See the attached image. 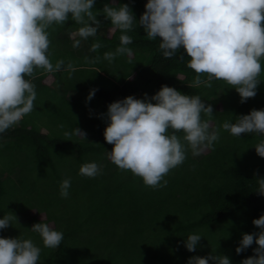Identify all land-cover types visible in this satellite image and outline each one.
I'll use <instances>...</instances> for the list:
<instances>
[{"label": "trees", "instance_id": "16d2710c", "mask_svg": "<svg viewBox=\"0 0 264 264\" xmlns=\"http://www.w3.org/2000/svg\"><path fill=\"white\" fill-rule=\"evenodd\" d=\"M116 2L127 4L138 20L147 0ZM105 4L112 0H95L93 10L100 13ZM96 19L100 23L96 37L84 40L79 49L67 33L79 27L74 21L48 29L51 62L63 60L72 68L46 75L36 70L34 110L0 134V217L7 211L17 217V224L0 230V237L31 238L42 249L38 264H186L189 257L209 253L240 264L253 256L255 243L239 254L235 248L241 234L259 231L252 221L264 214V195L256 192V179L264 177V158L254 150L264 137L252 133L238 138L220 126L264 108V59L255 97L240 103L236 91L223 81L192 87L196 74L187 67L183 49L164 58L158 41L148 40L139 25L128 33L131 56L109 63L103 54L115 50L121 33L107 36L110 21L102 14ZM96 40L102 47L92 52ZM47 75L49 83L43 81ZM161 85L199 95L211 104L213 116L202 114V119L211 123L210 129L219 130V140L214 149L198 156L188 152L184 162L164 177L166 185L152 188L107 159L105 151L112 145L103 138L102 114L111 102L129 95L151 97ZM92 88L97 91L86 101ZM74 127L86 132V141L65 135ZM91 161L101 165V174L79 175L80 165ZM65 178L71 179V187L68 197L61 198L59 183ZM32 209L45 218L35 219ZM38 222L49 226L52 222L50 227L63 232L58 247L42 246L39 235L30 230ZM191 233L202 236L193 252L182 244Z\"/></svg>", "mask_w": 264, "mask_h": 264}, {"label": "clouds", "instance_id": "9594fccd", "mask_svg": "<svg viewBox=\"0 0 264 264\" xmlns=\"http://www.w3.org/2000/svg\"><path fill=\"white\" fill-rule=\"evenodd\" d=\"M94 2L0 0V134L34 110L37 94L32 79L36 70L53 73L62 67L72 68L63 60L51 62L48 29L64 25L69 19L74 21L79 27L71 34L72 46L77 48L82 41L96 37L100 27L98 14L110 21L113 31L121 33L115 50L103 54L109 63L116 57L131 56L128 45L132 37L128 33L139 25L148 40L158 41L164 58L171 59L183 49L187 67L196 74L192 87H211L218 80L232 86L240 103L255 97L264 59V0H147L138 20L127 4L113 0L98 13L93 10ZM101 47L96 40L90 51ZM185 55L179 56V60L183 61ZM96 91L90 89L86 101ZM202 114L211 118L212 105L199 95L189 96L167 85H161L151 97L144 94V99H139L129 95L111 102L102 114L106 119L103 138L112 145L105 155L120 170L139 177L145 186L163 187L167 183L164 177L184 162L188 152L198 156L204 150L214 149L219 140V130L210 129ZM220 127L238 138L252 133L264 137V108L236 116L235 122L225 120ZM177 133H182V137ZM65 135L86 141V132L77 127ZM254 150L264 158V138L255 144ZM101 172V165L95 161L85 162L78 169L79 175L88 178ZM256 183V192L264 195V177H258ZM70 187V178L60 181L61 198L68 197ZM13 222L17 224V217L7 211L0 217V230L13 226ZM252 224L259 231L241 234L235 252L239 254L255 243L254 255L240 264H264V214ZM30 230L39 235L44 248H56L63 240V232L47 223H34ZM201 238L199 233H191L182 244L193 252ZM41 250L31 238L0 237V264H38ZM210 262L231 264L227 256L212 253L189 257L186 264Z\"/></svg>", "mask_w": 264, "mask_h": 264}, {"label": "rangeland", "instance_id": "374dc122", "mask_svg": "<svg viewBox=\"0 0 264 264\" xmlns=\"http://www.w3.org/2000/svg\"><path fill=\"white\" fill-rule=\"evenodd\" d=\"M112 2H113V0H112ZM112 32H113V28H108L107 30H106V33H107V36H110L111 34H112ZM67 33H68V35H71L72 33H74V32H70V30L68 29V31H67ZM72 36V35H71ZM82 43H83V41L81 42V44H80V46L78 47V49L81 47V45H82ZM51 77V76H50ZM50 77H46L45 79H44V81L47 83H49V81L51 80V78ZM50 84H51V82H50ZM209 124H211V123H209ZM209 150H204V151H202V152H208ZM12 188H14L15 187V184H13L12 186H11ZM30 214L31 215H34L35 216V219H37V220H43L44 218H45V214L43 213V212H41V213H37L36 212V210L35 209H32V210H30ZM52 222L50 223V226H52Z\"/></svg>", "mask_w": 264, "mask_h": 264}, {"label": "crops", "instance_id": "0c3cea01", "mask_svg": "<svg viewBox=\"0 0 264 264\" xmlns=\"http://www.w3.org/2000/svg\"><path fill=\"white\" fill-rule=\"evenodd\" d=\"M45 74H47V73L44 72V75H45ZM47 77H50V75H48ZM50 78H51V77H50ZM43 81H44V79H43ZM44 82H45V81H44Z\"/></svg>", "mask_w": 264, "mask_h": 264}]
</instances>
